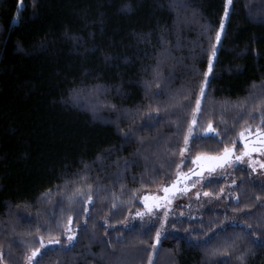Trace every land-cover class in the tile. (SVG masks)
I'll return each mask as SVG.
<instances>
[{
  "label": "trees",
  "instance_id": "16d2710c",
  "mask_svg": "<svg viewBox=\"0 0 264 264\" xmlns=\"http://www.w3.org/2000/svg\"><path fill=\"white\" fill-rule=\"evenodd\" d=\"M225 3L0 0V264H25L41 237L60 244L34 264H264V182L245 167L154 251L156 225L122 226L177 165L261 126L264 0H231L181 163Z\"/></svg>",
  "mask_w": 264,
  "mask_h": 264
},
{
  "label": "rangeland",
  "instance_id": "374dc122",
  "mask_svg": "<svg viewBox=\"0 0 264 264\" xmlns=\"http://www.w3.org/2000/svg\"><path fill=\"white\" fill-rule=\"evenodd\" d=\"M226 18L227 16H225V12H224V15L222 18L224 20V25L226 22ZM218 44L219 43H217L216 41L215 42L216 52H217ZM215 56L213 57V62H214ZM206 71H208V67ZM197 115L198 113H195V116L193 114L192 120L194 118L196 119ZM190 126L191 127H189L188 133L186 135L189 137V139L187 143L185 142L184 144V148H183L184 151H183V154L181 155V161L185 160V151L187 150L189 146V142H190V139L193 133L194 125L191 123ZM253 133H255V131ZM235 144L236 145L231 146V148H233V155L238 156L243 150L244 145H243V142L239 140V138L235 140ZM239 145H240V148L239 150H237V146ZM222 154H223V151L217 155L200 154L198 156L199 157H211V156H219ZM260 162H264V153L254 152V153H251L250 156L243 157L240 161L231 160L229 163H227L223 167H215L214 170L209 171L207 166H205L203 170H201L200 165L201 164L208 165L213 162L208 161V160L197 161L194 159L191 169L184 173L189 176V179L188 180L181 179L178 185L179 188L187 187L188 190L186 192H176L175 194H170L169 195V200L171 201L170 203L160 200L159 202L162 204V207L153 208L151 212H149L145 208L144 201L142 199L143 209L138 211L142 213V215L137 216L136 215L137 212L130 214L128 218L126 219V221L122 224V226L128 228L136 224L144 225V226L156 225L157 232L159 231L162 233L161 238L164 237L169 232L178 233L177 230H174L171 227L172 221L183 219V218L198 217L199 212L205 207L209 205L221 204V197L225 199L229 198L228 191L233 186L232 171L235 167L241 166V167L250 169L251 174L256 181L264 182V168L260 167ZM179 169H180V165H179ZM179 169L175 176V179L170 184L165 185L161 187L160 189H156L149 193L147 192L145 195L150 196V197L151 196H156V197L165 196L163 188L171 185L174 181L177 180L178 173H181ZM197 172H201V175L197 176L195 174ZM219 179H223L226 181V187L223 190L222 194L218 197H213L211 195L206 196L204 194L205 191L202 190L203 184L210 182L212 180H219ZM67 235L68 233L66 234V238H67ZM160 240L157 243L156 236H155L154 243L159 244ZM47 241L49 240L44 241L45 246L43 248H41V244L38 247V248H41V252L38 253L37 257L45 249L59 245V244H47ZM153 251H154V248H153ZM31 252L27 254L25 264H28L27 257L31 254ZM36 258H34V261Z\"/></svg>",
  "mask_w": 264,
  "mask_h": 264
},
{
  "label": "snow or ice",
  "instance_id": "6c2138e0",
  "mask_svg": "<svg viewBox=\"0 0 264 264\" xmlns=\"http://www.w3.org/2000/svg\"><path fill=\"white\" fill-rule=\"evenodd\" d=\"M231 3V0H226V4H225V16L228 15L229 13V4ZM224 28V20H221L220 23V30H218L216 32V41L217 43L220 42L221 40V34H222V30ZM216 54V46L213 45V51L211 53V55L209 56V60H208V71L204 72V79L200 85V89H199V95L196 98V107L193 109V114L195 116V113H198L201 110V106H202V99L207 95V85L209 82V77H210V73L212 72L213 69V57ZM159 94V93H157ZM157 112L160 111L159 108L156 109ZM260 111V124L261 126H258L255 129V133H253L251 131L250 126L248 128H243L241 129V131L239 132L238 136H239V140L243 142V150L241 151L240 155L238 156H234L233 155V148L231 147H225L223 150V154L219 155V156H211V157H196L195 160L197 161H203V160H208L211 161L213 163L208 164V165H204L201 164V170H203V168L205 166L208 167L209 171L214 170L215 167H223L224 165H226L227 163H229L231 160H235V161H240L243 157L245 156H250L251 153H264V109L258 110ZM251 115V114H250ZM196 123V119L194 118L192 120V124L194 125ZM191 127V126H190ZM205 132H212V133H216V129L214 127H212V123L211 121L208 124V127L205 129ZM189 137L186 136L185 137V142L187 143ZM233 145H235V141H233ZM184 149L181 150V152H183ZM181 163H184V161H181ZM177 167L179 168V165H177ZM260 167L264 168V162H260ZM197 176L201 175V172H197L195 173ZM181 179L183 180H188L189 176L187 174L184 173H178L177 175V180L174 181L171 185L164 187L163 191L165 193V196L163 197H156V196H144L142 199L144 201V205L145 208L151 212L153 210V208H161L162 204L159 202L160 200H163L167 203H170L171 201L169 200V195L170 194H175L176 192H186L188 189L187 187L184 188H179L178 185L181 181ZM235 183V182H233ZM206 196L209 195V193L205 192L204 193ZM89 201L92 200V196L90 195L88 197ZM115 204L113 205V208H115ZM87 211V209H86ZM137 216L142 215V213L137 212L136 213ZM72 220V217H69V224ZM248 227H251L250 225ZM68 235H67V243L69 245H72L73 241L76 238V233L71 231V228L69 226V228L67 229ZM162 236L161 232H157L156 234V240L157 243L160 240ZM41 248H43L45 246V242L43 240V238L41 237ZM47 244H60V240L59 239H55V240H49L47 241ZM157 247V244L154 243L153 248L155 249ZM41 248H35L32 250L31 254L27 257L28 260V264H34V258L37 257L38 253L41 252ZM3 257L0 256V260H2ZM151 259V258H150ZM241 259H243V254L241 255Z\"/></svg>",
  "mask_w": 264,
  "mask_h": 264
}]
</instances>
